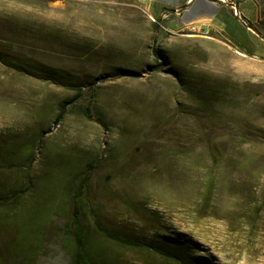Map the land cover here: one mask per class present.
<instances>
[{"label":"rangeland","instance_id":"374dc122","mask_svg":"<svg viewBox=\"0 0 264 264\" xmlns=\"http://www.w3.org/2000/svg\"><path fill=\"white\" fill-rule=\"evenodd\" d=\"M214 1L0 0V264H75L86 173L92 264H264V0Z\"/></svg>","mask_w":264,"mask_h":264},{"label":"crops","instance_id":"0c3cea01","mask_svg":"<svg viewBox=\"0 0 264 264\" xmlns=\"http://www.w3.org/2000/svg\"><path fill=\"white\" fill-rule=\"evenodd\" d=\"M151 18L167 31L180 32L192 25H210L218 4L214 0H143Z\"/></svg>","mask_w":264,"mask_h":264},{"label":"trees","instance_id":"16d2710c","mask_svg":"<svg viewBox=\"0 0 264 264\" xmlns=\"http://www.w3.org/2000/svg\"><path fill=\"white\" fill-rule=\"evenodd\" d=\"M252 55L250 53H247ZM1 58V57H0ZM16 69L20 70L18 66H13ZM89 173H86L84 177L80 178L76 184L75 194H74V219H73V233L76 241V254L74 256V263L75 264H92L90 254L87 249L86 240L84 236V231L81 226L80 215L78 211V199L81 195V192L86 186L87 180H89ZM22 195V191L12 192L11 194L7 195L6 197L0 199L1 204H11L15 200H17ZM110 238L126 243L132 244V242H127L118 238L116 236H109ZM179 248H175L173 246H167L163 244L158 245H150V249L154 251L160 257L173 262L175 264H194L193 259L191 258V254L183 249L182 245L178 246Z\"/></svg>","mask_w":264,"mask_h":264},{"label":"built area","instance_id":"2783aa9c","mask_svg":"<svg viewBox=\"0 0 264 264\" xmlns=\"http://www.w3.org/2000/svg\"><path fill=\"white\" fill-rule=\"evenodd\" d=\"M222 2H225V0H221ZM235 9V4H230ZM239 15V13H238Z\"/></svg>","mask_w":264,"mask_h":264}]
</instances>
